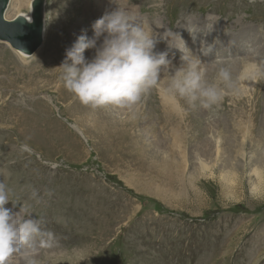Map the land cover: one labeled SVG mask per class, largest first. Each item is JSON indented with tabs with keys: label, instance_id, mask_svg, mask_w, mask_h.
Returning <instances> with one entry per match:
<instances>
[{
	"label": "rangeland",
	"instance_id": "rangeland-1",
	"mask_svg": "<svg viewBox=\"0 0 264 264\" xmlns=\"http://www.w3.org/2000/svg\"><path fill=\"white\" fill-rule=\"evenodd\" d=\"M118 7L156 34L172 29L209 82L228 67L239 91L192 107L161 73L133 110L82 104L59 66ZM44 10L33 56L0 40V182L6 208L32 212L52 234L34 243L38 264H264V0H46ZM156 51L180 66L179 48L161 41ZM216 149L218 159L205 157Z\"/></svg>",
	"mask_w": 264,
	"mask_h": 264
},
{
	"label": "clouds",
	"instance_id": "clouds-1",
	"mask_svg": "<svg viewBox=\"0 0 264 264\" xmlns=\"http://www.w3.org/2000/svg\"><path fill=\"white\" fill-rule=\"evenodd\" d=\"M139 21L143 19L135 10L118 7L95 21L91 38L81 34L66 50L59 66L61 79L82 104L92 109L133 110L159 86L161 73L169 76L167 92L170 96L183 98L192 107L199 102L201 107L210 109L223 101L227 90L239 91V82L228 67H219L215 81L209 82L205 63L192 55L185 44L181 48L174 43L178 34L168 28L156 34L150 27H141ZM189 31L195 32L192 28ZM161 41L184 53L179 67L168 58L167 52L156 51ZM93 49L95 55L86 58V50ZM211 51L212 46H209L204 55ZM21 151L31 149L25 144L21 145ZM10 192L8 186L0 182V264H10L16 255H22L24 264H38L34 243L45 235L51 239L52 234L43 232L41 220L31 218L32 212H24L21 207L16 214L6 208L12 201ZM31 198L39 203L38 191L33 190Z\"/></svg>",
	"mask_w": 264,
	"mask_h": 264
},
{
	"label": "water",
	"instance_id": "water-1",
	"mask_svg": "<svg viewBox=\"0 0 264 264\" xmlns=\"http://www.w3.org/2000/svg\"><path fill=\"white\" fill-rule=\"evenodd\" d=\"M11 0H0V40L8 43L15 51L33 56L44 42V9L46 0H34L30 18L19 16L11 22L5 15ZM24 54V55H25Z\"/></svg>",
	"mask_w": 264,
	"mask_h": 264
},
{
	"label": "bare ground",
	"instance_id": "bare-ground-1",
	"mask_svg": "<svg viewBox=\"0 0 264 264\" xmlns=\"http://www.w3.org/2000/svg\"><path fill=\"white\" fill-rule=\"evenodd\" d=\"M34 0H31L29 2V5L28 7L26 8L28 10L27 13H24V11L20 10L18 8V4H20L22 2V0H11V5H10V8L9 10L7 11L6 15H5V21L6 22H11L12 20L16 19L17 17L19 16H23V17H26V18H30V15H31V7H32V3H33ZM44 19H45V10H44ZM44 37H45V34H44ZM18 53V52H17ZM26 56V55H24ZM244 75L242 76V80L244 82H246V84H248L249 86L252 85L253 83V79L252 78H248L246 80L243 79ZM219 150L216 149L215 151H213L211 154H206L205 153V157L208 158V159H212V160H215V159H218V155H219ZM218 157V158H217ZM63 259H67V258H55L54 262L53 261H50L48 262L47 264H57V263H61L63 261ZM70 260V259H69ZM16 261V260H15ZM23 264V263H22ZM40 264V263H39Z\"/></svg>",
	"mask_w": 264,
	"mask_h": 264
}]
</instances>
